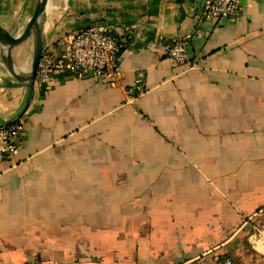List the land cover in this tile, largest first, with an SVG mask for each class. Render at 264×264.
<instances>
[{"label": "crops", "instance_id": "0c3cea01", "mask_svg": "<svg viewBox=\"0 0 264 264\" xmlns=\"http://www.w3.org/2000/svg\"><path fill=\"white\" fill-rule=\"evenodd\" d=\"M205 1L49 0L44 49L88 25L128 38L116 84L57 75L29 92L0 45V126L22 118L26 132L0 163V264L264 254V0L219 21L202 18ZM36 3L0 0V27L20 35ZM178 39L185 65L166 55ZM32 49L12 50L22 75Z\"/></svg>", "mask_w": 264, "mask_h": 264}, {"label": "built area", "instance_id": "2783aa9c", "mask_svg": "<svg viewBox=\"0 0 264 264\" xmlns=\"http://www.w3.org/2000/svg\"><path fill=\"white\" fill-rule=\"evenodd\" d=\"M242 13V0H206L202 18L209 21L237 20ZM124 34L110 36L104 26L88 25L73 32L61 53L48 48L41 53L34 84L49 82L54 76L64 75L77 79H92L116 84L120 81V54L127 44ZM184 39L173 41L166 50L167 57L177 65H185L187 57ZM141 77L128 90L132 99L143 91ZM26 139L22 118L0 126V163L11 162ZM199 264H233L229 258L206 254Z\"/></svg>", "mask_w": 264, "mask_h": 264}, {"label": "water", "instance_id": "95a60500", "mask_svg": "<svg viewBox=\"0 0 264 264\" xmlns=\"http://www.w3.org/2000/svg\"><path fill=\"white\" fill-rule=\"evenodd\" d=\"M48 2L49 0H37L33 14L20 35L13 36L0 27V45L4 50L6 69L18 84L28 87L29 92L32 90L38 61L44 50L43 19ZM30 38L33 39L31 63L29 72L26 75H22L18 72L12 59V50L28 41Z\"/></svg>", "mask_w": 264, "mask_h": 264}, {"label": "rangeland", "instance_id": "374dc122", "mask_svg": "<svg viewBox=\"0 0 264 264\" xmlns=\"http://www.w3.org/2000/svg\"><path fill=\"white\" fill-rule=\"evenodd\" d=\"M260 234L261 233H257L258 241L261 240L264 242V236H260ZM246 245L247 249L245 250L244 254L242 256H238L236 259H232L234 264H264V254H259L254 249H252L249 244Z\"/></svg>", "mask_w": 264, "mask_h": 264}, {"label": "trees", "instance_id": "16d2710c", "mask_svg": "<svg viewBox=\"0 0 264 264\" xmlns=\"http://www.w3.org/2000/svg\"><path fill=\"white\" fill-rule=\"evenodd\" d=\"M232 263H233V261H232ZM234 264V263H233Z\"/></svg>", "mask_w": 264, "mask_h": 264}]
</instances>
